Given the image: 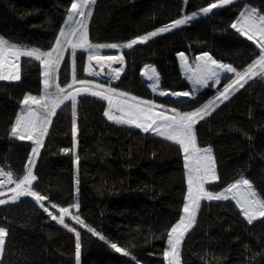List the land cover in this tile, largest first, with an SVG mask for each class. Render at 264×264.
<instances>
[{
	"label": "trees",
	"instance_id": "obj_1",
	"mask_svg": "<svg viewBox=\"0 0 264 264\" xmlns=\"http://www.w3.org/2000/svg\"><path fill=\"white\" fill-rule=\"evenodd\" d=\"M209 2L212 0H188L186 5L183 0H96L89 21L90 40L125 42ZM244 2L264 7L262 0ZM68 6L70 0H0V34L46 50L58 34ZM242 7L241 0H235L214 10V15L199 16L123 53L103 51L125 56L124 71L112 85L164 103L168 98L153 94L141 79L145 65L155 66L162 87L177 91L191 88L181 71L179 52L192 61L208 51L215 59L246 67L254 58L250 47L254 49L255 45L230 27ZM86 57V52L77 50L76 74L93 80L85 75ZM71 60L68 50L67 66L62 62L59 81H71ZM105 70L107 67L100 72ZM40 72L39 62L22 57L21 79L0 80V167L16 175H22L32 143L11 137L10 125L23 96L39 94L42 89ZM226 82L222 79L216 87L202 88L197 100L185 103L187 98L177 101V106L190 108L204 102ZM77 99L75 148L71 109L62 105L35 158L36 190L61 206L78 200V212L85 223L131 253H117L86 228L66 219L80 232V264H165L162 253L167 248L166 230L178 219L187 191L178 146L109 121L103 115L106 102L88 94ZM197 127L201 146L213 147L222 177L214 183L226 186L243 174L264 195V80H250ZM63 148L70 151L65 153ZM201 205L197 224L182 242L181 264H264V222L247 224L234 201H201ZM70 210L77 212L75 208ZM0 226L9 229L0 264H76L75 234L52 221L31 197L0 206Z\"/></svg>",
	"mask_w": 264,
	"mask_h": 264
},
{
	"label": "snow or ice",
	"instance_id": "obj_2",
	"mask_svg": "<svg viewBox=\"0 0 264 264\" xmlns=\"http://www.w3.org/2000/svg\"><path fill=\"white\" fill-rule=\"evenodd\" d=\"M183 2L186 5L188 0H183ZM234 2L235 0H212L189 14H184L144 34L135 35L134 38L127 39L125 42L94 43L90 40L89 21L93 16L96 0H70V6L63 14L64 19L58 28V34L53 37V41L46 50L42 47L14 42L0 34V80H20L21 58L23 57L28 58L29 61L39 62L43 86L38 90L39 94L28 93L23 96V99L19 101L20 109L10 125L9 135L17 140L31 141L32 148L22 175H16L12 170L0 167V206L16 203L21 197H31L52 221L75 234L76 264H80V232L66 222V217H70L93 236L108 243L117 253L124 256L131 255L126 248L119 246L116 242L106 240L94 227L85 223L78 212L80 208L78 200L73 201L67 207L61 206L50 200L48 195L36 190L34 184L37 181V175L33 171L35 158L40 155L45 137L49 134V128L53 123V117L58 115L57 110L61 109L62 105L70 106L72 144L75 148L79 103L77 98L82 94H88L101 102H106L103 115L109 121L139 129L145 134L162 137L165 141L177 145L178 151L182 154L187 191L183 196L178 219L166 230L167 248L162 253L165 264H181L182 242L186 234L198 222V213L202 207L201 201H234L247 224L252 225L257 220L264 222L261 219L264 218V195L257 190L251 179L241 174L226 186L214 183L221 181L222 177L218 173L213 147L211 144L201 146L197 127L221 104L244 88L250 80L254 78L264 80V7L258 8L241 0L243 7L230 23V27L236 33L255 45L254 49L250 47L254 58L246 67L238 68L232 63L215 59L208 51L201 52L190 63L185 53L179 52L180 67L191 84V88L186 91H177L162 87L160 74L155 66L145 65L140 74L149 81L147 87L152 93L168 98L164 103L152 98H141L127 90H121L119 86H113L111 81L119 80L124 69L123 67L113 68L112 65L114 63L124 65L125 56L123 54L106 55L102 51L115 49L123 53L124 49H133L136 45L146 44L154 37L171 32L173 29H179L199 16L214 15L216 14L214 10L232 5ZM68 49L71 50L72 57V79L70 82L66 78L59 81L62 62L67 66L65 52ZM78 49L87 53V66L84 67V71L89 76L99 77L101 75L95 70L96 66L100 69L108 67L110 75L108 83L77 77ZM222 79L227 82L222 88L217 87L215 94L206 101L190 108L177 106V101L182 98H188L184 101L185 103H192L197 100V93L200 89L216 87L221 84ZM61 151L67 153L70 149L63 148ZM78 160L77 156L76 162ZM72 208H75L77 212H71ZM8 235L9 229L6 226H0V257L5 251ZM132 259L135 260V257L133 256ZM136 264L139 262L137 261Z\"/></svg>",
	"mask_w": 264,
	"mask_h": 264
},
{
	"label": "rangeland",
	"instance_id": "obj_3",
	"mask_svg": "<svg viewBox=\"0 0 264 264\" xmlns=\"http://www.w3.org/2000/svg\"><path fill=\"white\" fill-rule=\"evenodd\" d=\"M68 50H70V49H68ZM67 50V51H68ZM78 50H80V49H78ZM109 49H105V50H102V51H108ZM110 50H115V49H110ZM67 51L65 52V54L67 53ZM178 60H179V63H180V59H179V56H178ZM194 60V59H193ZM190 63L192 62V61H189ZM93 64H95V62H93ZM85 66H87V57H86V64H85ZM112 67L113 68H119V67H123V65H119V64H113L112 65ZM181 68V67H180ZM95 70L96 71H99L100 72V68L98 67V66H96L95 67ZM106 71V70H105ZM105 71H103V74L101 73V75L99 76V77H92V76H89L88 75V73H86L85 72V75L86 76H88V77H90V78H92L93 80H95V81H97V82H103V83H108L109 82V80H110V75H109V69H108V67H107V71L105 72ZM181 71H182V69H181ZM182 73H183V71H182ZM183 75H184V73H183ZM185 76V75H184ZM11 81V80H10ZM116 80H112L111 81V83H113V82H115ZM144 83L147 85L148 83H149V81H144ZM151 90V89H150ZM26 141V140H25ZM71 211V210H70ZM72 212V211H71ZM65 219H70V217H66Z\"/></svg>",
	"mask_w": 264,
	"mask_h": 264
},
{
	"label": "bare ground",
	"instance_id": "obj_4",
	"mask_svg": "<svg viewBox=\"0 0 264 264\" xmlns=\"http://www.w3.org/2000/svg\"><path fill=\"white\" fill-rule=\"evenodd\" d=\"M140 73H141V72H140ZM140 75H141V74H140ZM141 79H142L143 81H145V82L147 81L146 78H144V77H142V76H141Z\"/></svg>",
	"mask_w": 264,
	"mask_h": 264
},
{
	"label": "water",
	"instance_id": "obj_5",
	"mask_svg": "<svg viewBox=\"0 0 264 264\" xmlns=\"http://www.w3.org/2000/svg\"><path fill=\"white\" fill-rule=\"evenodd\" d=\"M176 99V98H175ZM185 99H187V98H182L181 100H178V101H182V100H185Z\"/></svg>",
	"mask_w": 264,
	"mask_h": 264
},
{
	"label": "built area",
	"instance_id": "obj_6",
	"mask_svg": "<svg viewBox=\"0 0 264 264\" xmlns=\"http://www.w3.org/2000/svg\"><path fill=\"white\" fill-rule=\"evenodd\" d=\"M12 186H14V185H12Z\"/></svg>",
	"mask_w": 264,
	"mask_h": 264
}]
</instances>
